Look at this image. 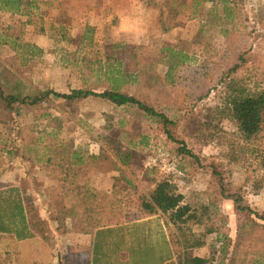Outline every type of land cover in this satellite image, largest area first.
Masks as SVG:
<instances>
[{"label": "rangeland", "instance_id": "374dc122", "mask_svg": "<svg viewBox=\"0 0 264 264\" xmlns=\"http://www.w3.org/2000/svg\"><path fill=\"white\" fill-rule=\"evenodd\" d=\"M177 1L35 0L33 10L23 9L10 19L0 16V90L5 94L33 96L78 88L100 92L110 87L111 70L128 68L139 72L128 93L177 121L176 134L200 159L193 174L178 173L165 135L135 106H116L94 96L70 102L50 95L31 106L0 101V179L29 191L26 204L43 221L41 236L46 241L76 225L65 215L66 183L58 178L59 171L36 160L46 145L53 159L60 157L62 145L65 153L77 151L83 157L76 167L79 179L95 172L105 187L113 185L102 192L95 209L102 221L131 216L136 196L150 188L154 170L175 173L184 202L200 213L206 202L202 191L214 183L207 166L210 158L221 160L232 187H241L249 206L264 212V170L257 165V154L264 151V129L245 143L230 121L213 119L208 123L216 133L206 144L187 136L221 105L223 81L232 79L249 91L264 90V0H230L227 17L219 0L199 2L196 8L192 0H182L183 6ZM29 11L31 23L22 25ZM4 31L19 32V45L35 46L33 55L21 46L13 49ZM160 48L188 57L170 77L164 74L165 63L158 61ZM216 206L208 225L233 239L240 218L229 200ZM191 228L194 234L204 229L195 224ZM217 237L218 232L205 234L204 245L190 253L216 264L221 258Z\"/></svg>", "mask_w": 264, "mask_h": 264}, {"label": "trees", "instance_id": "16d2710c", "mask_svg": "<svg viewBox=\"0 0 264 264\" xmlns=\"http://www.w3.org/2000/svg\"><path fill=\"white\" fill-rule=\"evenodd\" d=\"M175 1L177 0H171V4L175 3ZM207 1L212 0H192L193 7L196 8L199 2ZM177 2L179 6L185 4L182 0H178ZM219 2L223 6L224 15L226 17L229 16L230 6L228 4L230 0H219ZM35 7V0H0V16L8 15L7 19H10L13 15L20 14L23 9L33 10ZM172 12V14H176L175 9ZM178 12H181V10H177ZM31 15V11L26 13V20L21 22L22 25L31 23ZM2 34L5 40H9L13 49L17 50V47L21 46L23 49H26L25 51L29 56L33 55L35 46L28 43L19 45L21 39L19 32L14 34L4 31ZM158 53L160 54L158 61L166 65V70L164 71L166 77H170L173 69L188 60L186 55L182 56L181 53L171 48H160L158 49ZM138 73L131 72L128 68L122 70L117 67L109 72L110 87L100 92L78 88L71 89L68 93L45 90L33 96H20L12 93L5 94L0 90V101L7 106H11L14 103L31 106L40 103V101L48 98L50 95L70 102L94 96L107 100L116 106H135V108L142 111L145 117L152 119L158 125V130L165 135V143L170 145L168 148L171 155H168L170 158H173L176 171L180 174H193L196 171L195 166H201L200 159L192 150L187 148L186 142L176 134L177 121L169 119L164 113L154 110L147 103L135 97V95L128 93L127 88L132 81L137 79ZM222 83L225 88L221 105L214 107V115L210 119L206 117L204 123L194 127L193 133L187 135L188 138L197 140L201 144H206L207 140L212 139L216 133L215 128L209 125V120L212 121L214 119L219 122L222 119H226L234 125L243 142L248 143L253 141L264 129V90H246L232 79L223 81ZM41 116L44 118L49 117L46 113H43ZM50 135L51 133H49ZM200 137L203 139H200ZM62 146L63 150L60 157L53 159V151L50 146L46 145L43 147L39 157L36 156V160L43 163L44 168L53 164L55 170L59 171L58 178L66 184L75 186L73 189L75 194L71 196L74 201L73 208L65 209L64 205L65 215L77 216L78 219L88 220V226L91 231L102 221L99 220L102 217H99L95 213V209L97 210L99 198L103 196V193L95 191L86 185L89 181V174L84 178L83 182L79 180L76 167L80 164V157L77 151L65 153L66 145ZM240 150L245 151L243 145L240 147ZM13 152L14 150L12 149L7 150L8 154L13 155ZM232 153H234L233 149ZM119 157L122 162L126 161V156L120 154ZM233 158H236V155H233ZM257 165L259 169L264 170V151L257 154ZM207 166L213 176L214 183L202 191L206 197V202L200 213L197 214L191 211L184 202V196L177 190V186L173 180L174 176L172 175L175 173L154 170V174L150 178V183L152 184L147 191H141L136 196L131 216L127 215L123 218L115 217L114 219L108 218L102 222H116L120 219H133L159 214L164 220L170 247L178 264H208L210 260L207 257L193 255L190 251L204 245L202 237L205 234L215 232L219 233L216 241L220 243L219 250L221 254V258L216 264H264V212H256L249 206L241 187H232L231 183L227 180V170L224 168L225 164L221 160L216 161L214 158H210ZM126 181L129 182L128 179ZM256 183L257 180L254 181V184ZM26 197L25 194V202H27ZM221 200H229L232 203L235 214L240 218L233 239L220 231L219 227L208 225V222L213 218L212 214L217 212L216 203ZM117 208L119 214L121 207L117 206ZM26 210L30 226L41 235L45 230L43 221L39 219L40 217L33 214L32 207L27 204ZM216 214L214 218L219 215L218 213ZM193 224L202 225L203 231L194 234L191 228ZM38 225L40 226L39 228L37 227ZM42 238L46 240L47 237L42 236ZM56 264L86 263L77 257L72 258L70 262L57 258Z\"/></svg>", "mask_w": 264, "mask_h": 264}, {"label": "crops", "instance_id": "0c3cea01", "mask_svg": "<svg viewBox=\"0 0 264 264\" xmlns=\"http://www.w3.org/2000/svg\"><path fill=\"white\" fill-rule=\"evenodd\" d=\"M80 160L81 164L82 156ZM92 173L86 185L108 192L113 185L105 187L102 179ZM74 188L66 184L65 209L73 208ZM28 192L0 179V264H56L62 257L66 262L79 257L86 264H178L159 214L102 222L91 231L88 220L67 216L70 222L75 221V228L72 225L64 235L46 241L30 226L24 200Z\"/></svg>", "mask_w": 264, "mask_h": 264}]
</instances>
